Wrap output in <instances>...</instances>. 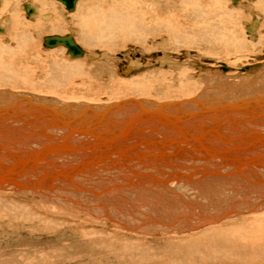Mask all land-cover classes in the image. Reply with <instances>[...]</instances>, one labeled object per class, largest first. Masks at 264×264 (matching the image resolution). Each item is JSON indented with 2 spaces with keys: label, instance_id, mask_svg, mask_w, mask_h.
<instances>
[{
  "label": "bare ground",
  "instance_id": "6f19581e",
  "mask_svg": "<svg viewBox=\"0 0 264 264\" xmlns=\"http://www.w3.org/2000/svg\"><path fill=\"white\" fill-rule=\"evenodd\" d=\"M2 1L0 33L6 25L8 39L14 45H2L4 38L0 36V88H4L0 95L18 96L44 109L15 118L36 123L29 131L38 137L48 134L49 138L41 139L47 146L57 143L65 131L59 128L60 123L44 115L46 111L74 119L72 114L81 109L83 116L94 118L88 124L81 119L87 133L68 140L79 146L76 154H51L17 177L20 186L0 188V214L4 213L0 223L11 219L44 222L45 214L58 216L64 225L80 226L70 229L71 241H62V245L48 251L42 248L28 252V245L16 248L15 253L2 252L4 255L23 256V248L32 258L41 256L49 261L71 256L89 258L91 262L86 264H113L110 257H116L121 264L135 259L137 264H173L170 254L155 250L156 244H145L142 235H164L167 243L182 240L190 250L195 242L202 243L196 251L204 249L200 254L208 257L201 259L212 262L222 256L230 264H251L249 261L264 254V56L249 58L247 63L256 62V67H248L254 72L244 68L242 73L233 74L210 61L207 66H198L196 60L192 66L197 72L189 71L186 61L164 52L151 63L134 51L135 55L123 52L119 57L111 52L127 41L143 44L149 40L164 50L180 44L224 54L244 50L245 46L264 47V0H251L247 5L244 0H230L232 7L236 6L231 9L226 0H76L71 10L58 0H32L31 4H23V13L33 23L24 21L22 12L15 9L14 3L19 0ZM188 5L195 9L192 17L188 16L192 11L186 8ZM244 11L251 14V20L243 24L240 39L236 34L242 31L235 34L230 28H238L245 18ZM67 25L75 32L76 40L72 34L57 35ZM45 30L55 34L42 38ZM48 36L71 38L82 54L72 56L61 44L44 48ZM36 39L46 51L62 46L72 60L84 59L88 66L99 62L107 72L106 83L123 84L119 73L127 75L126 81L133 79V84L144 78L156 83L151 86L152 92L147 87L153 80H148L132 86V93L129 90L120 94L125 82L122 89L118 87L120 95L106 100L69 97L71 92L66 97L68 77L83 75L81 62L64 63L52 53L45 58L51 61L49 65L29 48ZM78 42L86 49L106 47L108 52L90 53L92 50H85ZM163 72L168 78H163ZM160 75L162 81H158ZM18 90L23 91L20 96ZM168 97L175 100L168 101ZM105 108L111 113L98 118ZM73 123L71 129H77ZM99 139L105 146L107 140L112 144L108 146L110 152L104 150L97 155L108 152L109 156L97 157L81 168L87 155L94 152L91 144ZM20 150V154L9 152L1 158L2 165L19 163L18 158H28L36 149L24 146ZM106 224L112 231L94 227ZM185 252L189 251H175L172 257L179 259ZM23 259L20 257L18 262L28 264ZM5 261V256L0 258V264Z\"/></svg>",
  "mask_w": 264,
  "mask_h": 264
},
{
  "label": "rangeland",
  "instance_id": "374dc122",
  "mask_svg": "<svg viewBox=\"0 0 264 264\" xmlns=\"http://www.w3.org/2000/svg\"><path fill=\"white\" fill-rule=\"evenodd\" d=\"M2 1V0H1ZM54 1H56V0H54ZM31 2H32V0H19V1H15V3H14V5H15V9L16 10H19L20 12H22V18L24 19V21L26 20V22L29 20V19H27L26 17H25V15H24V13H23V11H25L24 10V3H26L27 5L28 4H31ZM58 4L60 3L59 1H56ZM246 2L248 3V2H252L251 0H244V4L245 5H247L246 4ZM2 3H3V1H2ZM1 3V4H2ZM24 4V5H23ZM225 5V4H224ZM226 5L231 9V8H233V7H236V6H233L232 7V5H231V1L230 0H226ZM190 6V7H189ZM198 7H199V5H198ZM2 7L0 6V9H1ZM187 9H189V10H192V11H188L189 12V17H192L193 15H194V11H195V9L193 8V6H191V5H188L187 7H186ZM251 11V10H250ZM68 14L67 13V11L65 10L64 11V14ZM252 13V12H251ZM44 14V13H43ZM246 14V15H245ZM253 14V13H252ZM2 15H6L5 13L3 14L2 13ZM251 14L249 13H247V12H245L244 11V16H245V18L244 19H242V20H240L239 21V26H237L238 28H236V27H234V28H230V31H232L233 29V31H232V33H237L238 32V30L241 32V33H237L236 34V36H240L239 38L241 39V36L243 37V35H240V34H242L243 33V31H244V28H243V24L244 23H248L250 20H251V16H250ZM260 15V17L262 18V16L263 15H261V14H258V16ZM7 16V15H6ZM250 18V19H249ZM67 20V19H66ZM247 20V21H246ZM246 21V22H245ZM25 22V23H26ZM29 22L30 23H33L32 22V20H29ZM9 23H10V21H9ZM0 24H2V23H0ZM3 26V25H2ZM4 28H6V29H4V32L3 33H0V36H2V38H4V39H6V42L4 41V39H2L1 40V43H2V45L4 44L6 47H9V48H11V46H13L14 45V43H12V44H10V39H8V35H7V31H8V27L6 26V25H4L3 26ZM241 27V28H240ZM74 28V26L72 25V29ZM262 28V30L264 29V26H262L261 27ZM67 29V30H66ZM47 30H45L44 31V33H42L41 35H42V38L45 36V35H54L55 33H47L46 32ZM260 31V30H259ZM259 33H261L262 34V32L260 31ZM66 34H72V36L74 35V38H75V40H76V35H75V32L73 33L72 32V30L70 29V27H69V25H67V26H65V29H63V31H61L59 34H57V35H61V36H63V35H66ZM4 35V36H3ZM6 35V36H5ZM245 37H246V34H245ZM36 38V37H35ZM120 39L121 38H119L117 41L118 42H121L122 41V39H121V41H120ZM245 40H247V38L245 39ZM258 40V39H257ZM256 40V41H257ZM4 41V42H3ZM8 41V42H7ZM149 41H151V40H149ZM144 42L143 44H136V43H132V41L131 42H129V41H127V42H125L124 43V45H123V43H122V45H121V47H119V49L118 48H116L117 49V51H116V49L114 50H112L111 52L113 53V55H115L116 57H119V56H121L122 55V53L123 52H127V53H131V54H133V53H135L136 55L137 54H140V56H142V58H143V60L145 61V62H154V60H157L158 58H160L162 55H163V52L164 53H166L167 55H169L171 58H174V59H177L178 61L179 60H181V61H186L187 62V66H185V68L187 69H189V71H196L197 72V70H196V68H193L194 66H192V61H194V60H196V64L198 65V66H207V64H208V62L210 61V62H212V63H214V64H216L217 65V67H220L222 70H223V68H225L226 70H224L223 72H226L227 71V73H229V72H231V73H237V74H239V73H242V70H244V68L246 69V68H248V67H252V68H254V67H256L254 64H256V62L254 61V64H250V63H247L248 61H249V58L251 59V57L254 59V60H258V59H260L262 56H264V47H257L256 49L255 48H253L252 46H245V47H243V48H245L244 50H241V51H237V52H235V53H225V54H227V55H225L224 53H217V51H213V50H205V49H198V48H193V47H186V46H180V44H178L177 46H174L173 48H174V50H172L173 48H170V49H162V48H160V47H157L156 46V44H150V42ZM7 43V44H6ZM33 43L34 44H32V45H30V49H31V51H34V53L36 54H38L39 55V57L42 59V57H44L43 59H45V58H49V57H51L52 56V53H53V57L56 55V57H59V58H61V60L62 61H65L64 63H67V61L68 62H70V63H68V64H72V63H76L77 65L78 64H80V62H81V64H82V70H83V75L81 74V76L80 75H75V76H69L68 77V81L66 82L67 83V86H66V92H65V95H66V97H68L70 94V96L69 97H86V98H88V97H91V98H96V99H102V100H106L107 99V97L109 98V97H111V95L112 96H115V95H120V94H123V93H130V91H131V93H132V90H131V87L132 86H134V85H136V83H147L148 82V80H153V79H150V78H144L145 79V81H143V80H141L140 79V81L139 80H137L136 82L134 81V84H133V79H131V80H124L125 79V76H127V75H124V74H121V73H119L118 74V77L125 83V84H127V85H125L126 87H128V88H130V89H127L126 87V89L128 90H125V88L123 89L124 90V92H123V90H119V88H123L124 87V83L122 84V82H120V83H117V81L115 82V83H106V78L105 77H107L106 76V74H107V72H105V70H102V68H101V66H100V63L98 62V63H91L90 64V66H88V64L85 62V60L84 59H78L77 60V58H74L73 60L72 59H70L69 57H68V55L66 54V52H67V49L66 50H64L63 48L64 47H62V46H59V47H61V48H58V47H56V48H54V49H49V48H47V51L44 49V48H46V47H42V44H41V41H40V39H36V42L35 41H33ZM39 43V44H38ZM245 43L246 44H251V43H254V42H248V41H245ZM128 44V45H127ZM36 45V46H35ZM78 45L79 46H81L82 48H84L85 50H89V51H91L92 50V52H90V53H95V54H99V52H102V51H105V52H108L107 50H106V47H95V48H92V49H86V47H84L83 45H81L79 42H78ZM151 45V46H150ZM256 45V44H255ZM136 46V47H135ZM254 46V45H253ZM143 47H145V48H143ZM177 47V48H176ZM252 47V48H251ZM32 48H34V49H32ZM102 48V49H101ZM121 48V49H120ZM143 48V49H142ZM247 48H249V49H247ZM251 48V49H250ZM262 48V49H261ZM57 49H59V50H57ZM104 49V50H103ZM147 49V50H146ZM211 49V48H210ZM44 52H43V51ZM50 50V51H49ZM63 50H64V53H63ZM159 50V51H158ZM183 50V51H182ZM259 50V51H258ZM53 51V52H52ZM55 51V52H54ZM114 51V52H113ZM129 51V52H128ZM134 51V52H133ZM145 51H148V52H145ZM182 51V52H181ZM212 51V52H211ZM111 52H109V54L111 53ZM133 52V53H132ZM190 53V56H187L186 54L187 53ZM261 52V53H260ZM33 53V54H34ZM46 54V56H45V54ZM48 53H50V54H48ZM56 53V54H55ZM61 53H62V55H61ZM111 53V54H112ZM177 53V54H176ZM192 53V54H191ZM255 53V54H254ZM135 54H133V55H135ZM205 54V55H204ZM232 54V55H231ZM238 54V55H237ZM59 55V56H58ZM61 55V56H60ZM154 55V56H153ZM197 55V56H196ZM12 56V55H11ZM65 56V57H64ZM146 56V57H145ZM222 56V57H221ZM232 56V57H231ZM64 57V58H63ZM68 57V58H67ZM177 57V58H176ZM196 57V58H195ZM238 57V58H237ZM79 58H82V57H79ZM186 58V59H185ZM191 58H193V60L191 59ZM187 59L189 60V61H187ZM235 59V60H234ZM238 59V60H237ZM45 60H47L48 61V64L49 65H51V61H49V59H45ZM235 62H234V61ZM76 61H78V62H76ZM189 62H191L190 64H189ZM247 63V64H246ZM80 64V65H81ZM189 64V65H188ZM211 64V63H210ZM210 64H209V66H210ZM98 65L100 66L99 68H98ZM112 65H114V64H112ZM191 68H190V67ZM86 67H90V70H87V68ZM151 67V66H150ZM216 67V66H215ZM243 68V69H242ZM99 70V71H98ZM248 70L250 71V72H252L253 70H251V69H249L248 68ZM86 71H87V73H86ZM89 71V72H88ZM95 71V72H94ZM96 71H98V72H96ZM104 71V72H103ZM238 71V72H237ZM140 72V71H139ZM254 72V71H253ZM164 73V72H163ZM244 73V72H243ZM85 74V75H84ZM92 75V76H91ZM98 77H97V76ZM167 74H165L164 73V77L162 76V75H160V78L161 79H159L158 81H162V79L163 78H168L167 76H166ZM78 76H80V77H78ZM94 76V77H93ZM104 76V77H103ZM163 77V78H162ZM90 78H91V80H90ZM96 78H97V80H96ZM41 79V78H40ZM40 79H35L34 77H33V80H39V81H41ZM79 79H81V80H83V81H81V80H79ZM89 79V80H88ZM96 80V81H95ZM104 80V81H103ZM107 80H108V77H107ZM147 80V81H146ZM89 81H90V83H89ZM109 81V80H108ZM107 81V82H108ZM132 81V82H131ZM34 82V81H33ZM78 82V83H77ZM99 83V84H97V83ZM102 82H105V84H103ZM129 82V83H128ZM131 83V84H130ZM156 83V81L155 80H153V81H151L149 84L150 85H148V87H147V90L148 91H151L153 88L151 87L153 84H155ZM107 84V85H106ZM128 84H130V85H128ZM133 84V85H132ZM122 87H121V86ZM81 86V87H80ZM99 86V87H98ZM98 87V88H97ZM119 87V88H118ZM172 87L173 88H178L179 89V87H177V86H175L174 87V85H172ZM118 88V89H117ZM0 89H4L3 87H1ZM6 89H10L8 86H6ZM73 89V90H72ZM155 89V88H154ZM71 90V91H70ZM116 90V91H115ZM130 90V91H129ZM59 90H57L56 92H58ZM95 91V92H94ZM97 91V92H96ZM121 93H120V92ZM170 91H172V90H170ZM35 92V91H34ZM55 92V94H57ZM69 92H71L70 94H69ZM107 92V93H106ZM114 92V93H113ZM116 92V93H115ZM118 92V93H117ZM152 92V91H151ZM23 93V91H21V90H18L17 91V94H19V96L21 95ZM35 93H40V94H42V93H44V92H35ZM111 93V94H110ZM120 93V94H119ZM106 96H105V95ZM23 95H26V93H24ZM101 95H102V97H101ZM80 97V98H81ZM106 98V99H105ZM171 97H168L167 98V100L169 101H171V100H173L175 97H173V99H170ZM96 99H94V100H96ZM177 99V98H176ZM175 100V99H174ZM26 200V199H25ZM28 201V200H27ZM2 214H4V213H2ZM2 214H0V219H3L2 218ZM44 215V214H43ZM57 218H58V216L57 217H52L51 216V218L48 216V215H46L45 214V217H44V222H41V221H38V220H35V219H32V220H23V219H21V220H7V221H2L1 223H0V256L1 257H4L5 256V258H6V264H20V262H18L19 261V258L20 257H25V259H23L25 262L27 261V263L28 264H38V262H39V264L41 263V264H61L62 263V261H63V263L62 264H86L87 262H91V260H89V258H86V257H80V258H77V257H66V258H64V257H62V259H60V260H58V261H56V260H54V261H49L48 259L46 260H44V257H38V259H36V257H34V258H32V256H29L24 250H23V248L21 249L22 251H21V253H22V255L23 256H15V255H13V254H11L10 256H6V255H4V253H7V252H11L12 253V250H13V253H15V251L19 248V247H23V246H28L29 245V249L27 250L28 252H31V251H33V250H42V248L44 249V251H48V250H50V249H52V248H55V247H57V245H62V241H63V243H64V241L65 242H68V241H71V237H70V229H72L73 231H74V229H78V227H80L78 224H76V223H74V224H76V225H78V227H71V225H72V223H68L67 225H64L65 223H63V222H61L60 221V219H58L57 220ZM38 223V224H37ZM25 225V226H24ZM107 226V227H106ZM95 227V229H101V228H106L105 230H107V231H112V230H109V228L108 227H111L109 224H106V225H96V226H94ZM39 229L40 230H42L41 232L39 231ZM80 229V228H79ZM49 231V232H48ZM17 232H19V234L17 233ZM129 232V231H128ZM133 233V232H132ZM134 233H140V232H134ZM12 234V235H11ZM16 236H15V235ZM28 235V237L30 238H27L26 236ZM33 235V236H32ZM149 235H151V234H149ZM180 235V234H179ZM18 236H19V238H18ZM20 236H21V238L23 239V240H21V238H20ZM31 236V237H30ZM56 236V237H55ZM66 236V237H65ZM154 236V237H153ZM152 237L151 236H146L145 237V235H142V238L143 239H146L145 241H144V243L145 244H149V245H155L154 247H157V248H155V250H159V248L160 249H162V251H166V252H164L163 254L164 255H166V254H170V256H171V258L173 259L172 260V263L173 264H177V262L179 263V264H208L209 262L211 263V264H230V262H228V261H226V259H223L222 258V256H220L219 258H216V259H214V263L212 262V260L213 259H211V260H207V259H205L206 257H208V256H205V255H203V256H201V252L202 251H204V249H200L201 251H196V250H199V248L200 247H202L201 246V244L202 243H194L193 244V246H192V249L193 250H190L187 246H185L184 244H183V242L184 241H182V240H174V241H172V242H169V243H167V241L166 240H164L163 241V236H156V235H153ZM4 237V238H3ZM32 237H34L33 239H32ZM128 237V236H127ZM129 237H131V236H129ZM155 237H158V238H156L155 239ZM14 238H15V240H14ZM16 238H18V239H16ZM25 239V240H24ZM32 239V240H31ZM70 239V240H69ZM32 241H34V242H32ZM155 242V243H154ZM168 244V245H167ZM176 245V247H175V245ZM177 244H179V245H177ZM180 244H182V247L180 246ZM203 245V244H202ZM32 246H33V248H32ZM185 246V247H184ZM31 247V248H30ZM36 247V248H35ZM183 247H184V249H183ZM197 247H198V249H197ZM17 248V249H16ZM41 248V249H40ZM46 248V249H45ZM50 248V249H49ZM174 248H176L175 250H174ZM178 248V249H177ZM180 248V249H179ZM196 248V249H195ZM164 249V250H163ZM167 249V250H166ZM183 250H186V251H189V252H185L184 253V256H182V257H180L179 259L178 258H176V259H174L173 257H172V254L175 252V251H183ZM43 251V252H44ZM174 251V252H173ZM190 251H192V252H190ZM196 251V252H195ZM2 252H4V253H2ZM20 253V252H19ZM23 253H25V255L23 254ZM29 256V258H28V256ZM30 254H32V253H30ZM41 254V253H40ZM39 254V255H40ZM195 254V255H194ZM196 254H198V255H196ZM33 255L34 256H36L37 254H34L33 253ZM38 255V256H39ZM193 256V257H192ZM205 256V258H203V260L201 259L202 257H204ZM261 256H262V258H261ZM0 257V258H1ZM8 257V258H7ZM15 257V258H14ZM31 257V258H30ZM224 257V256H223ZM10 258V259H9ZM28 258V259H27ZM64 258V259H63ZM69 258L71 259V260H69ZM84 258V260L82 261V259ZM111 258V263H113V264H121V261H118L117 259H115L116 257H110ZM17 259V260H16ZM41 259V260H40ZM178 259V260H177ZM186 259V260H185ZM194 259V260H193ZM220 260L219 262H217L218 260ZM244 260H247L248 258H243ZM254 259V260H253ZM252 260H253V262H252V260H251V262L249 261V263H251V264H264V254L263 255H260V257H258V259H257V257L256 258H253ZM257 259V260H256ZM73 260V261H72ZM78 260V261H77ZM79 260H80V262H79ZM137 259H135L134 261H131V260H127L126 261V263L125 262H122V264H137V261H136ZM175 260V261H174ZM207 260V261H206ZM223 260V261H222ZM14 261V262H13ZM35 261V262H34ZM38 261V262H37ZM43 261V262H42ZM74 261H77V262H74ZM131 261V262H130ZM177 261V262H176ZM16 262H18V263H16ZM32 262H34V263H32ZM53 262V263H52ZM69 262V263H68ZM82 262V263H81ZM115 262V263H114ZM147 263V261H138V264H146ZM209 263V264H210ZM247 264L248 263V261H238V262H235L234 264Z\"/></svg>",
  "mask_w": 264,
  "mask_h": 264
},
{
  "label": "water",
  "instance_id": "95a60500",
  "mask_svg": "<svg viewBox=\"0 0 264 264\" xmlns=\"http://www.w3.org/2000/svg\"><path fill=\"white\" fill-rule=\"evenodd\" d=\"M58 1L62 2L68 10H71L76 0ZM59 44L67 47L68 52L72 56H80L82 54L81 49L75 45L72 39L69 37L48 36L44 41L45 47H54ZM32 104L30 101L19 100L18 96L0 95V188L4 186H11L12 184L20 186L19 182L16 180L17 177L25 172L28 168H31L34 164L44 161L45 158L51 154L63 153L66 154V156L76 154L79 146L69 144L68 140L75 134L82 132L87 133L86 129L84 128V124H88L91 120H94L93 117H88L86 115L83 116L82 114L84 112H82L81 109L72 114V116H75L73 117L74 119L69 116H66L64 119L59 118L54 110L46 111L44 115L54 119V122L57 125L60 123L61 127L59 128L62 129V131H65V135L59 137V141L57 143H51L52 145L47 146L44 144V140L41 139H44V137L49 138L48 134L38 137L35 132L29 131L30 126L37 125L36 123L28 124L25 119L15 118V116L21 117L24 113H30L34 110H44L43 107H37ZM108 113H111V110L109 108H105L102 114H98V118H105V115ZM42 119L44 120V118ZM81 119H83L82 122L84 124L79 122ZM73 122H76L75 124L78 125L77 129H71L70 125L74 124ZM98 122L99 121H96V123ZM107 126L111 127V122ZM111 144L112 142L110 140H107L106 146L100 144V139L97 142L92 143L91 145L94 148V152L87 155L88 158L82 162L81 168L89 165L90 162L94 161V159L97 157L109 156L108 152L111 150L108 148V146ZM24 146H29L36 150L33 154L28 155V158H25L21 155L22 157L18 158L20 159L19 163L15 162L12 166L2 165L1 158H5L9 152H14L17 154L22 153L20 148ZM104 150L109 151L97 155V153H100Z\"/></svg>",
  "mask_w": 264,
  "mask_h": 264
}]
</instances>
